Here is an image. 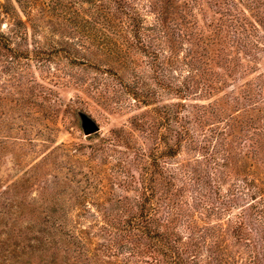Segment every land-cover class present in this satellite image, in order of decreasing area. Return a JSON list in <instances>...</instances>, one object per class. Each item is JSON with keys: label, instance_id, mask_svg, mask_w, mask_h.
I'll return each mask as SVG.
<instances>
[{"label": "rangeland", "instance_id": "374dc122", "mask_svg": "<svg viewBox=\"0 0 264 264\" xmlns=\"http://www.w3.org/2000/svg\"><path fill=\"white\" fill-rule=\"evenodd\" d=\"M168 1L166 24L176 35L189 33L196 26L205 30L206 36L214 35L208 24L219 21L216 7L204 6V0L195 7L191 0ZM89 2L63 0V11L42 19L37 16L42 27L30 28L28 40L22 45L27 49L32 48V43L40 44L43 56L39 61L22 58L17 60L19 64H12L0 58V264H77L63 250L56 255L50 249V236L65 237L61 233L53 235L51 226L58 222L90 233L89 246L93 251L103 242L105 238L97 235L102 222L100 213L115 210L125 196L136 194L123 185L126 177L119 158L126 148L111 145L112 139L117 135L123 140L131 136L145 150L152 145L131 124L132 117L147 107L133 106L119 85V77L131 81L138 76L156 88L161 95L157 106L169 111L178 101L170 89L175 85L173 78L187 83L189 67L182 61L192 64L194 60L205 66L208 74L195 76L193 84L200 81L202 85L195 94L187 96V109L183 112L190 115L191 133L198 145L210 144L209 151L217 154L206 156L189 141L177 155L166 157L184 213L176 223L177 232L182 237L189 234L187 215L197 230L206 226L222 228L224 236L214 234L205 236L206 241L199 240L201 260L205 261L208 254L206 246L219 239L225 244L223 253L229 256L228 264H246L250 251L245 242H237L231 227L236 216L248 210L253 198L257 201L252 204L263 200L260 207L264 210V51L258 50V60L250 61L243 52L227 46L221 33L207 46L200 43L193 54L190 42L182 38L181 45L167 48L165 54L180 62L167 70L166 77L158 79L147 66L146 58L137 54L130 59L118 56L114 49L124 46L115 28L107 23L96 24ZM140 10L146 25L152 26L156 14ZM3 16L0 9L2 29L8 31L12 19ZM74 57L76 61L72 60ZM226 60L232 61L233 74L226 68ZM31 76L52 88L57 102L49 106V102L41 104L38 99L40 105L32 107L31 100H25ZM222 76L227 80L224 86L220 83ZM209 82L219 88L205 96L201 88ZM214 103L225 112L210 114L209 105ZM205 105L207 112H203ZM85 118L96 123L99 131L86 134ZM173 126L170 121L159 129L168 140L173 138ZM161 148H166L164 141ZM134 173L138 175L135 170ZM223 198L235 202L230 203L228 210L214 211V205L224 207L220 204ZM12 249L15 251L5 252ZM125 256L103 261L114 260L117 264Z\"/></svg>", "mask_w": 264, "mask_h": 264}, {"label": "trees", "instance_id": "16d2710c", "mask_svg": "<svg viewBox=\"0 0 264 264\" xmlns=\"http://www.w3.org/2000/svg\"><path fill=\"white\" fill-rule=\"evenodd\" d=\"M88 1H90V9L94 10L96 24L103 26L107 23L115 28V33L124 46L122 49H119V46L114 49L118 56L125 55L130 59L135 58L136 56L133 55L137 54L146 58L147 66L158 79L166 77L167 70L173 69L177 61L180 62L179 58L176 61L172 58L173 56L165 54L168 52L167 48L171 49L176 44L181 45L182 38L190 42L193 54L196 53L194 50L196 46L201 45L200 43L207 46L209 42H215L216 36L221 33L227 46L235 47L237 53L243 52L250 61L258 60V54H256L258 50L264 51V0H204L206 3L204 6L216 7L215 12L220 14L218 22L212 21L208 24V27L214 31V35L209 34V36H206L205 30H198L197 26L189 33L179 32L176 35L166 24L168 0ZM191 1L192 7H195L199 6L202 0ZM62 2L63 0L0 1L3 17L12 19L8 31L2 29L0 21V58H6L12 64H19L17 60H22V58L39 61L43 56L40 44L32 43V48L27 49H24L22 44L28 40L30 28L35 30L42 27V24L37 22V16L42 19L47 14H58L59 11H63ZM141 8L156 14L152 26L146 25ZM96 30L98 31L97 26ZM114 46L112 42L110 49L113 50ZM75 57L72 60L76 61ZM228 61H225L226 68L228 67L233 74L234 68L230 64L232 61ZM182 62L189 67L187 77L189 81L182 83L177 78H173L172 83L175 85L170 89L178 101L173 103L169 111L157 106V100L161 95L156 88L138 76L131 81L119 77V85L130 96L133 106L147 107L145 112L132 117L131 124L152 141L149 150L137 146L131 136H125L123 140L117 135L111 141L113 146L126 148L119 158L126 177L123 185L126 189L134 190L136 194L133 197L125 196L123 203L117 199L122 204L118 205L115 210L109 209L100 213L98 217L102 219V222L97 228V235L105 239L97 245L94 251L89 246L90 233L77 231L75 227L67 228L62 222H58L56 226L51 224L53 235L65 234L64 238L49 237L51 238L50 249L56 255L63 250L65 256L73 258L77 264H116L114 260L110 262L109 260L103 261V259L118 258L123 254L126 256L118 262L119 264H228L229 256L223 253L225 244L219 239H215V242L206 246L208 254L205 261L201 260L202 245L199 240L206 241L205 236L214 234L224 236L225 231L222 228L206 226L197 230L193 220L187 215L188 226L186 228L189 234L182 237L177 232L176 223L184 216V213L181 209L182 202L179 190L176 189L174 173L166 167L165 159L168 156L177 155L183 144L189 141L194 148L200 147L204 155L211 153L210 144L198 145L191 133L190 115L188 112H183L187 109V96L195 94V90L202 85L200 81L196 82L198 84H193L195 76H205L208 74V69L195 60L192 64ZM132 70L134 71V68ZM107 71L111 73L112 70L107 69ZM33 77L27 80L25 100H31L32 107L40 105L38 99L41 100V104L43 101L49 102V106L52 102H57L54 90L45 87ZM205 80L209 81L208 78ZM220 83L222 86L227 83L224 76ZM21 84L20 82L18 85ZM218 88L216 84L209 82L203 85L201 93L207 96ZM261 91L262 88L258 92L259 95L262 94ZM18 92L21 93V91ZM12 102L20 103L18 100H12ZM203 108V112H207L208 107L205 105ZM209 110L210 114L215 116L225 112L223 108L218 107V103L209 105ZM203 115L206 114L203 113ZM170 121L174 122V126L170 127L174 142H170L172 139L168 140L170 138L160 133L159 130L161 125ZM162 141L166 144L165 149L161 148ZM255 150L258 152L257 148ZM211 154L213 157L217 153ZM134 170L138 172V175L134 173ZM232 195L237 196L236 193ZM254 195V193L250 194L251 197ZM253 199L254 202L247 205L248 210L236 216L231 232L237 242H245L247 250L250 251L246 264H264V210L260 207L263 200L252 204L257 201V198ZM227 200L229 199L223 198L220 203L224 207L214 205L213 207L216 206L213 208L214 211L215 209L228 210V206H231L230 203L235 202V199L228 202ZM46 238L48 242L50 239ZM13 251L15 249L5 252ZM55 254L53 253V258H56ZM7 260L5 258V261Z\"/></svg>", "mask_w": 264, "mask_h": 264}, {"label": "water", "instance_id": "95a60500", "mask_svg": "<svg viewBox=\"0 0 264 264\" xmlns=\"http://www.w3.org/2000/svg\"><path fill=\"white\" fill-rule=\"evenodd\" d=\"M84 131L86 134L91 135L99 131V127L92 120L85 118Z\"/></svg>", "mask_w": 264, "mask_h": 264}]
</instances>
